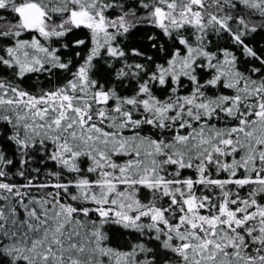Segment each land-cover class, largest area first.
<instances>
[{
  "label": "snow or ice",
  "instance_id": "1",
  "mask_svg": "<svg viewBox=\"0 0 264 264\" xmlns=\"http://www.w3.org/2000/svg\"><path fill=\"white\" fill-rule=\"evenodd\" d=\"M0 264H264V0H0Z\"/></svg>",
  "mask_w": 264,
  "mask_h": 264
}]
</instances>
